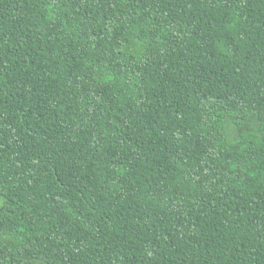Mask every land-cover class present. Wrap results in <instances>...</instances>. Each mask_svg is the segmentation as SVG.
<instances>
[{"label": "trees", "instance_id": "1", "mask_svg": "<svg viewBox=\"0 0 264 264\" xmlns=\"http://www.w3.org/2000/svg\"><path fill=\"white\" fill-rule=\"evenodd\" d=\"M0 197V264H264V0H0Z\"/></svg>", "mask_w": 264, "mask_h": 264}, {"label": "rangeland", "instance_id": "2", "mask_svg": "<svg viewBox=\"0 0 264 264\" xmlns=\"http://www.w3.org/2000/svg\"><path fill=\"white\" fill-rule=\"evenodd\" d=\"M228 133H229L231 138L235 139L236 134L234 133V129H232V127H229ZM1 204H2V199L0 197V205Z\"/></svg>", "mask_w": 264, "mask_h": 264}]
</instances>
